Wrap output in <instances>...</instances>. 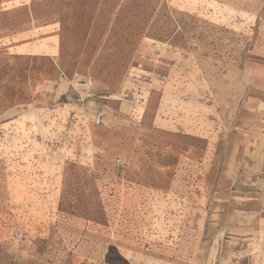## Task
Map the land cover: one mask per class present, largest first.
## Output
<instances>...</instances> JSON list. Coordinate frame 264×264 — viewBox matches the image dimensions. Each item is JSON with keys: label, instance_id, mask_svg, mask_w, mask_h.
I'll list each match as a JSON object with an SVG mask.
<instances>
[{"label": "rangeland", "instance_id": "obj_1", "mask_svg": "<svg viewBox=\"0 0 264 264\" xmlns=\"http://www.w3.org/2000/svg\"><path fill=\"white\" fill-rule=\"evenodd\" d=\"M263 36L264 0H0V264H251L216 191Z\"/></svg>", "mask_w": 264, "mask_h": 264}, {"label": "crops", "instance_id": "obj_2", "mask_svg": "<svg viewBox=\"0 0 264 264\" xmlns=\"http://www.w3.org/2000/svg\"><path fill=\"white\" fill-rule=\"evenodd\" d=\"M260 42L264 45V39L259 40L252 50L255 59L249 57L247 63L242 66L244 70L240 69L237 73L234 69L236 65H233L230 73L232 85L225 88L227 97L231 96L229 99L231 100L232 113L236 108L239 109L240 103L244 108L252 110L253 113L246 119L247 124L238 123L237 126H234L238 130L226 135L227 137L224 139L229 146L227 155L229 162L225 165L219 184H223L225 180L228 184L226 183L223 187L218 185L216 191L220 195L227 192L226 198L222 197L221 200L238 198V200L253 201L255 207L247 211L251 215L248 223L238 221L237 223L243 225L233 226H237L241 232L238 235H229L225 239L227 241L229 239L239 240V245L242 244V240H247L244 249H250L251 264H264V228L261 227L264 222V214L261 213L264 211V63H260V59L257 58V56L263 57L261 61H264V54L259 52ZM240 75L246 78L244 85H236L235 79H238L239 82ZM219 89H216V95L221 91L222 94L224 93L220 87ZM240 94L248 95L244 102H240ZM216 112L218 114L221 111L216 108ZM242 179H249L251 185L241 187ZM217 204L223 206L231 204L240 207L243 202L238 201V204H233V201L231 203L222 201ZM241 211L243 212V209Z\"/></svg>", "mask_w": 264, "mask_h": 264}, {"label": "built area", "instance_id": "obj_3", "mask_svg": "<svg viewBox=\"0 0 264 264\" xmlns=\"http://www.w3.org/2000/svg\"><path fill=\"white\" fill-rule=\"evenodd\" d=\"M88 83H90V82H88ZM94 122H95L96 124H99V123L102 122V118H101L100 114H97V115L95 116V118H94Z\"/></svg>", "mask_w": 264, "mask_h": 264}]
</instances>
